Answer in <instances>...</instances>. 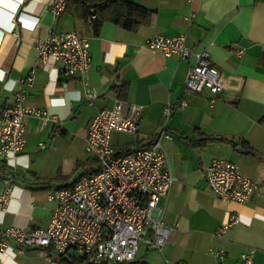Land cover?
<instances>
[{"label":"crops","instance_id":"obj_1","mask_svg":"<svg viewBox=\"0 0 264 264\" xmlns=\"http://www.w3.org/2000/svg\"><path fill=\"white\" fill-rule=\"evenodd\" d=\"M127 1L152 13L146 24L126 31L106 21L94 32L93 20L81 19L72 4L55 18L51 0H0V117L20 86L25 107L47 116L44 124L28 116L22 152L0 159V192L5 174L12 175L0 227L48 225L56 208L49 197L96 171L95 158L85 152L86 129L118 100L140 108L139 126L134 136L112 133V147L145 146L166 131L169 138L160 143L175 178L160 203L171 229L166 245L155 251L141 242L130 264H243L248 250L252 264H264V0ZM66 31L88 39L91 68L85 77L65 78L59 63L39 58L37 44ZM179 35L222 74L227 88L221 94L187 92L193 57H165L146 46L156 36ZM31 71L33 80L26 83ZM86 89L93 99L85 98ZM180 102L185 106L177 107ZM213 158L236 164L259 184L250 202L226 203L211 191L204 170ZM230 216L237 222L215 237ZM210 249L222 250L225 258ZM69 258L74 260L45 258L36 248L10 242L0 264H77Z\"/></svg>","mask_w":264,"mask_h":264},{"label":"built area","instance_id":"obj_2","mask_svg":"<svg viewBox=\"0 0 264 264\" xmlns=\"http://www.w3.org/2000/svg\"><path fill=\"white\" fill-rule=\"evenodd\" d=\"M50 9L55 18L66 9V0H51ZM90 19L94 20L95 17ZM151 50H159L165 57L179 60L194 59L185 89L193 94L204 90L219 95L227 88L222 74L211 65L205 52L192 53L183 35L172 38L156 36L147 41ZM40 60L60 64L65 78L85 77L91 68L88 39L73 31L50 33L37 44ZM31 71L25 79L33 80ZM24 82V83H25ZM23 83V84H24ZM95 97L88 89L85 98ZM213 103V100H211ZM180 102L177 107H184ZM172 106L168 104L165 115ZM41 118L43 112L30 110L24 105L20 86L13 94V102L6 106L0 117V159L7 160L22 152L26 142L25 119ZM140 108L121 101L98 112L86 129L85 152L95 158L97 169L78 179L66 189L54 192L49 198L56 201L49 223L45 228L0 227V254L10 242L19 247H32L45 258L50 254L72 256L77 264H130L136 258L139 244L147 249L161 251L171 233L164 221L160 206L168 197L175 178L160 141L168 139L166 131L145 146L115 149L111 135L115 132L134 136L138 132ZM0 192V213L11 197V177L6 173ZM204 178L211 191L223 202L245 205L259 189V184L244 175L239 167L224 159L213 158L204 170ZM237 222L230 216L215 232V237ZM209 254L223 260L224 252L210 249ZM253 250L241 255L243 264H252Z\"/></svg>","mask_w":264,"mask_h":264},{"label":"trees","instance_id":"obj_3","mask_svg":"<svg viewBox=\"0 0 264 264\" xmlns=\"http://www.w3.org/2000/svg\"><path fill=\"white\" fill-rule=\"evenodd\" d=\"M69 4L77 8L80 18L84 21L95 17L92 21L94 32H97L106 21L126 31H135L146 24L152 14L127 0H66V8ZM69 260L74 263V260L70 258Z\"/></svg>","mask_w":264,"mask_h":264},{"label":"water","instance_id":"obj_4","mask_svg":"<svg viewBox=\"0 0 264 264\" xmlns=\"http://www.w3.org/2000/svg\"><path fill=\"white\" fill-rule=\"evenodd\" d=\"M65 260H67V258H65Z\"/></svg>","mask_w":264,"mask_h":264}]
</instances>
